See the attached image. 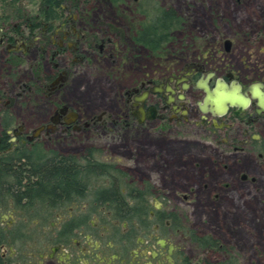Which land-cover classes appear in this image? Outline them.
<instances>
[{"label":"flooded vegetation","instance_id":"obj_1","mask_svg":"<svg viewBox=\"0 0 264 264\" xmlns=\"http://www.w3.org/2000/svg\"><path fill=\"white\" fill-rule=\"evenodd\" d=\"M1 1L0 162L20 145L43 139L49 143L55 131H80L78 112L69 123L66 115L59 114L53 129L46 128L60 108L56 105L47 116L48 123H39L45 129L32 137L34 130L30 132L26 125L33 121L34 110L26 108L32 97L50 99L62 88L65 72L55 59L67 55L79 59L90 49L103 53L107 44L116 52L110 37H119L117 28L109 25L104 31L100 26L101 0ZM107 1L115 27L126 25L130 52L144 50L152 55L133 37L147 38L148 23L158 21V0ZM29 5L36 6L33 14ZM220 43L221 50L212 56L201 54L194 60L182 61L176 54L167 57L168 47L155 56L156 76L155 72L144 75L124 91L121 118L126 126L135 123L176 135L202 131L216 144L225 167L232 162L242 168L246 155L264 162V65H242L236 70L223 54L232 44L225 39ZM32 51L45 57L48 70L31 57ZM23 60L30 77L24 74ZM205 84L213 94H234L242 102L227 108L208 105L216 108V115L203 111ZM240 175V181L246 182V175ZM135 179L128 174L97 177L95 181H103L102 185L69 201L33 200L27 206L12 202L14 207L0 202V264H243L232 243L212 233H199L188 225L187 212L167 208L153 182L140 179L137 185ZM119 180L123 184L116 185ZM113 187L120 190H103ZM252 213L260 212L253 209Z\"/></svg>","mask_w":264,"mask_h":264},{"label":"rangeland","instance_id":"obj_2","mask_svg":"<svg viewBox=\"0 0 264 264\" xmlns=\"http://www.w3.org/2000/svg\"><path fill=\"white\" fill-rule=\"evenodd\" d=\"M2 3L0 0V14ZM100 4V20L96 21L104 31L109 25L119 30V37H110L117 51L107 44L103 53L90 49L79 59L74 55L55 59L65 72L63 86L50 99L32 97L26 110H34V115L27 130L33 132L39 123L47 124V116L56 105L78 112L80 131H55L49 143L42 140L45 148L79 154L89 146L99 147L98 159L118 164L136 178L137 185L140 179L153 182L167 208L187 212L190 227L232 243L243 264H264V162L246 155L242 168L232 162L227 168L216 144L202 131L176 135L135 123L126 126L121 118L122 95L144 75L149 77L155 72L156 76L157 59L144 50L130 52L125 23L115 27L113 8L107 0ZM157 6L174 9L184 21L182 28L173 33L174 43L167 44V57L176 54L184 61L201 54L212 56L216 49L221 50L220 42L225 39L232 44L228 53L223 52L232 68L239 70L242 65L253 64L263 67L264 0H158ZM29 7L33 14L36 6ZM31 54L41 68L48 70L45 57L35 51ZM221 55L219 51L217 56ZM26 65L23 60L22 69H27L24 74L30 77ZM240 174L246 175V182L240 181ZM102 183L95 181L90 190ZM8 203V207H14L11 201ZM253 209L260 213L253 214Z\"/></svg>","mask_w":264,"mask_h":264},{"label":"trees","instance_id":"obj_3","mask_svg":"<svg viewBox=\"0 0 264 264\" xmlns=\"http://www.w3.org/2000/svg\"><path fill=\"white\" fill-rule=\"evenodd\" d=\"M181 28L182 19L174 9L159 8L158 21L148 23L147 38L139 34L133 39L146 45L152 56H160L174 31ZM100 152V148L89 146L79 154H63L45 148L40 141L29 146L20 145L1 158L0 202L27 206L33 200L69 201L89 190L97 177L126 175L115 163L98 159ZM118 184L123 182L119 180ZM103 190L117 191L120 187Z\"/></svg>","mask_w":264,"mask_h":264},{"label":"water","instance_id":"obj_4","mask_svg":"<svg viewBox=\"0 0 264 264\" xmlns=\"http://www.w3.org/2000/svg\"><path fill=\"white\" fill-rule=\"evenodd\" d=\"M238 88L240 89V86H238ZM204 90L206 92L204 101L202 102L201 108L203 111H210L212 114L216 115L218 114L217 111L215 110L219 105L220 106H224V108H227L228 105L229 106H233L236 107L239 103H241L242 101H240L241 97L235 96L234 94L231 95H226V94H213L210 92L208 86L205 84L204 85ZM244 99V98H242ZM241 99V100H242ZM246 100L245 102L247 103L249 100ZM208 105H210L211 107L214 105V109L213 108H208ZM61 115H66V122L69 123L71 121L74 120V118L76 117V113H74L73 111H69L68 107L66 106H62L59 108V110L51 117V121H52V125H48L46 128L47 129H53V124H56L58 122V117ZM45 129V126H40L38 128H36L33 132L32 137H37L42 130Z\"/></svg>","mask_w":264,"mask_h":264}]
</instances>
